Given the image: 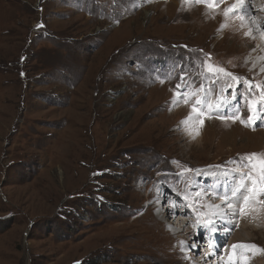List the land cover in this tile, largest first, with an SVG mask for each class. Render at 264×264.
<instances>
[{"label":"rangeland","instance_id":"obj_1","mask_svg":"<svg viewBox=\"0 0 264 264\" xmlns=\"http://www.w3.org/2000/svg\"><path fill=\"white\" fill-rule=\"evenodd\" d=\"M212 2L0 0V264H192L184 250L226 230L194 195L219 178L248 182L264 210V64L248 62L261 40L235 0ZM186 91L206 106L198 137L173 113L199 107ZM164 202L189 231L158 218ZM257 218L260 232L233 233L264 264ZM219 241L212 262L245 253Z\"/></svg>","mask_w":264,"mask_h":264},{"label":"bare ground","instance_id":"obj_2","mask_svg":"<svg viewBox=\"0 0 264 264\" xmlns=\"http://www.w3.org/2000/svg\"><path fill=\"white\" fill-rule=\"evenodd\" d=\"M244 8L243 9H239L237 8L234 11H240V16H241V20L243 21V28L242 31L247 32L248 36H250L251 38L254 37L255 39H260L261 41L257 42V47L255 49V54L259 55L260 58H257V56H250V61L249 64L251 66H253L252 70L253 71H259L263 64H264V0H244ZM232 2V1H231ZM238 3V0H235V2L231 5H235ZM201 11V9H196V12ZM233 12V11H232ZM241 31V32H242ZM246 36V35H245ZM249 46V45H248ZM256 46V45H254ZM254 48V47H253ZM249 54V53H248ZM255 71V72H256ZM262 73V72H260ZM192 99L195 100H199V107H195L194 109H191L190 107H183V106H178V104L175 105V109L173 110L174 115H178V114H184V113H188L189 118L187 121V125H189V131L191 130L192 133H190V137H198L197 134H194L195 132L198 133L200 132V129H204L205 125H206V121L204 120V118L202 117V113H199L201 110H204V108H206L205 104H203V99L200 96V93H192V92H185V95L180 97V100L185 102L187 100L191 101ZM178 101V100H177ZM180 103V102H179ZM197 114L199 115V117L197 116ZM205 114H207V112H205ZM227 118V117H226ZM257 119L259 120V118L257 117ZM256 123H258V121H256ZM195 131V132H194ZM241 130L238 131V133L240 134ZM245 132V131H244ZM229 137L230 134H228ZM226 179H221L219 178L218 181H209L206 182L208 183V187L206 186H197L195 188L196 193L194 195H196V198L199 200V202L204 205L206 204L207 206L210 205H214L216 208L214 209V216H211L210 214L206 213V217L209 219V221L211 220L212 217L218 218V219H222L223 221V228H225L226 230L220 231L219 232H214L213 229L211 232L214 233L215 237L212 238L211 241V251H209V246L207 244H205L204 246L206 249H203L201 247V233H203L204 228L206 227V225H203L200 223V225H197L196 230H194L195 233H197V242L195 243V249H198L199 247H201V249L203 250H184V253L187 255L189 254H193V256H195V260L193 259L192 264H233L236 262H241L243 263H247V264H254L253 262V258H257L259 257V255H256L253 253V255H247L246 253L248 252L247 250H249L248 246L254 242L253 240H246L243 237H241L239 235V233H233V228H235L236 230L240 227V231H249L247 233H249V235L251 236V234L253 235L254 233H258V231L260 232V230L256 229L255 227L251 226L249 224V220L247 221L246 219H244L246 217V215H252V216H256L259 219V221L257 222L256 225H258L260 228H263L264 226V210L261 211H256L253 210L251 207L253 206V204H255L256 206L260 201H257V199L255 198L254 194L252 193V186L248 183V182H242L243 184V189L240 186H237L236 183H232L233 185H231L230 188L227 187V185L224 183ZM243 181V180H242ZM213 184H212V183ZM201 184H197V185H202ZM210 186V187H209ZM205 188H208L209 191L204 190ZM206 193V195L204 194ZM252 194V195H251ZM169 199H171L168 196ZM211 199L209 202L206 199ZM205 199V200H204ZM245 199H247V204H245ZM168 203V202H167ZM209 203V204H208ZM166 203L164 202L162 205L159 204V206L155 209L156 213L159 215L158 218H170V216H172L171 218H174V222H176L177 220V224L178 226L175 227V225H171V229L170 230L173 235H180L183 231H189V222L186 223V221H190V220H184L182 216L179 215V213H177V203L176 205H172V207H165ZM264 204V203H263ZM162 206V207H161ZM256 206H254L253 208H255ZM244 209V212L242 213L240 210ZM237 213H235V212ZM238 213L242 214L241 216L243 218H241L240 220H234V222L229 223L227 220L224 221L223 217L225 216H232L233 217L235 215H237ZM257 218V219H258ZM196 220V219H195ZM194 221V220H193ZM205 222V221H204ZM217 222V221H216ZM219 222V221H218ZM239 225V227L237 228V226ZM209 226V225H208ZM218 231V230H217ZM168 233V232H167ZM207 233V232H205ZM195 238V241H196ZM236 238V239H235ZM217 239H219L220 244L223 242H228L231 243L233 245V243L235 245H237L238 242L241 243V241H243V245L247 246V247H243V252L245 253H241V254H234V255H228L227 257L225 256H221L220 260H213L214 262H212L213 257H218L216 250H217ZM193 243V244H194ZM227 243V244H228ZM203 246V247H204ZM230 247V246H229ZM234 247V246H232ZM231 248V247H230ZM229 249V248H228ZM233 249V248H232ZM206 250V252H205ZM205 252V253H204ZM235 252V251H234ZM201 253V255L199 254ZM252 253V252H251ZM232 254V253H231ZM251 256V257H250ZM197 258H200L197 259ZM194 261H197L196 263ZM262 257L261 258H257L256 259V264H262Z\"/></svg>","mask_w":264,"mask_h":264},{"label":"snow or ice","instance_id":"obj_3","mask_svg":"<svg viewBox=\"0 0 264 264\" xmlns=\"http://www.w3.org/2000/svg\"><path fill=\"white\" fill-rule=\"evenodd\" d=\"M208 6L209 7H213L215 6L212 2V0H208ZM237 8L239 9H243L244 8V0H238V3L233 5L231 8L228 9V12H232L234 10H236ZM226 15L228 14L227 12L225 13ZM218 71H224L223 69H218ZM228 75H231L230 73H228ZM243 122V121H242ZM256 154H252L251 157H249V159H253L255 157ZM262 165H264V162H262ZM262 172H264V167H262ZM245 204H247V199H245ZM242 213L244 212V209L242 208L240 210ZM234 247H247L244 245H238V246H234Z\"/></svg>","mask_w":264,"mask_h":264}]
</instances>
